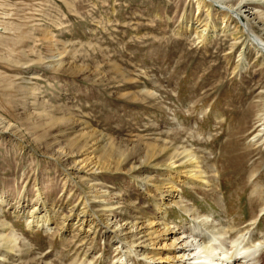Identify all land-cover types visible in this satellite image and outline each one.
I'll list each match as a JSON object with an SVG mask.
<instances>
[{"label": "rangeland", "instance_id": "1", "mask_svg": "<svg viewBox=\"0 0 264 264\" xmlns=\"http://www.w3.org/2000/svg\"><path fill=\"white\" fill-rule=\"evenodd\" d=\"M195 6V0H0V74L16 76L29 91L23 97L4 90L9 80L0 79V118L9 125L2 134L0 124V195L27 245L0 264L56 263L59 256L112 264L122 255L112 252V242L124 235L105 232L103 213L122 228L136 223L142 240L154 243L137 250L166 264L169 249L162 245L169 242L157 236L160 221L149 223L169 191L180 196L163 220L170 227L210 215L243 228L258 214L261 206L249 194L254 183L264 200L258 131L264 56L235 21L200 43L206 18ZM212 14L211 23L222 27L220 11ZM249 25L264 36V24ZM108 144L118 150L113 159L102 153ZM184 149L219 188L182 185ZM56 150L66 152L60 162L51 156ZM86 195H105L112 206H98L99 199L89 206ZM33 208L39 215L49 210L54 222L28 231ZM257 222L264 232V215ZM141 251L130 255L133 264H145Z\"/></svg>", "mask_w": 264, "mask_h": 264}, {"label": "bare ground", "instance_id": "2", "mask_svg": "<svg viewBox=\"0 0 264 264\" xmlns=\"http://www.w3.org/2000/svg\"><path fill=\"white\" fill-rule=\"evenodd\" d=\"M195 4H196L195 10L197 11V14L199 15L200 12H204V17L206 18L205 23L202 25L203 29L200 30V36H198V38L200 37V43L206 44L212 32L213 34H216L218 31L221 34L227 33L232 21H235L234 25L239 24L238 26H240L243 29V33L247 37V41L250 42V45L254 48L255 53L256 54L259 53L260 56H264V38H263L264 36L261 37V35L260 36L257 35L252 30L253 28L251 29L249 25L250 22L254 20H256L258 23L262 25L264 24V12H263L264 0H195ZM259 7H262V10H255ZM215 10L220 11V16L222 19L221 23H224L223 26L218 29H216L214 24L211 23L213 19L212 11ZM243 16L247 18L249 24L245 23ZM229 20L231 21L228 23ZM196 21L198 22V19H196ZM60 64L61 63H55L54 66H59ZM4 75L0 74V79H4V77H6L7 80H9L8 83L4 82L2 84L3 86L1 85L4 90H9L12 88L13 91H15L16 93H20L23 97L24 94L25 95L29 94V91L26 90L24 86L14 82L13 77L16 80L17 79L16 76L7 77ZM47 116L49 117L50 115L47 114ZM50 117H52V115ZM0 124L4 125L2 126L1 129V133L4 134L9 125L3 123V120L1 118H0ZM258 127L261 128L258 131H264V122L258 123ZM88 148H92V147H88ZM105 152L107 155H109L111 159H113L116 155L119 154L118 150L110 145L107 146L105 150L102 151V153ZM149 152L150 149H148L147 153ZM64 153L66 152L57 153L56 150V152L51 154V156L60 162L61 156ZM172 157L173 155L171 156V158ZM180 160L181 161H179L180 163L179 166L183 169L182 174L184 175L183 180L181 181L182 185L186 187H198L201 189H210V190H215V188L217 187L219 188L216 182L213 181L210 182L208 181L209 180L208 178H207L208 180L206 179L205 177L206 169L204 167H203L204 169L200 167L199 165L200 163L197 161L192 151L185 149L182 150V157L180 158ZM83 161L85 162L87 161V159H84ZM174 162L172 161L171 163L168 164V166L172 167L174 165ZM71 163H72V168H74L75 162H71ZM252 185L253 188L249 194V197L251 198V202H253L258 206L260 205L261 208L258 211L257 215L251 216L252 219H249V223H247L243 228L231 226L228 222L218 220L210 215L205 216L204 218L201 219H199L200 216H196L195 218L194 216H192L193 217L192 219H195L196 222L189 224V226L187 227L184 226L178 227L177 225L170 227L167 225L168 223L167 224L164 223L163 220L165 218V215L168 213V208H170L173 204L178 205L180 196H178V193H176V195H172V193L169 191V195L172 196L170 197L171 199L164 201V199L162 198V202L155 204L157 214L155 215L153 220H150L151 222L149 223V224L153 223L154 220H157V222L160 221L161 227L159 228L157 236L160 233H162L163 240H165V242H169V243H165V245H162L163 248L168 247L169 249L168 250L169 256H166L164 258L166 264H264V232H260V231L258 232V230L256 229L258 227V222H257L258 219L264 215V200L261 198L262 190H260L258 185L256 186V184L254 183ZM172 187L173 185L170 188ZM92 188L95 189V186H92ZM38 194L41 196V193L39 191ZM96 199H99L98 203L100 205L98 206L101 207L112 206V202H110V200L105 195H94L91 199H89L87 195L85 196V200L86 202H88L89 206L90 204L92 205L93 204L92 202H95ZM38 200L42 204H44L42 198H39ZM5 203H6L5 197L0 195L1 261L4 260L6 256L9 254H11L10 256L14 257L15 254L21 256L22 253L27 252L26 249L27 245L24 242V237L19 236L18 234L15 233L13 225L10 223V221L7 220L6 215L4 214ZM84 207L86 208V203ZM189 211L190 210L186 209V212ZM92 214H96V213L92 211ZM52 215L47 209H45L41 215H39V213L37 214V212L34 211V208L31 209L30 216L28 217V219L30 220H27L28 231L34 230L35 228L38 227H43L44 225L45 226L49 225V222H51L50 224H52V222H54L52 221L53 219ZM103 215L105 216V220H103L105 221V223L101 220L100 221L98 220V222L105 228V232H111L112 234L109 235H112V238L115 237L119 238L118 235L122 233H123L122 235H124L123 238H120L118 240L120 243L118 241L112 242L113 243L111 247L112 252L114 253L122 252V255L119 254H117L118 256L116 255V262L112 264H133V261L129 260V258L130 255L135 256L139 253V251H141V250H137L139 244L145 243L146 246L154 245V243L151 244L152 242H149V239L147 240L148 242H146V240L144 241L142 240L144 236H139L142 232L138 230L139 226L136 223L130 222L128 227L126 226L125 228H122L123 226L119 224L120 221L117 220L112 221V219L108 218L109 215L105 213H103ZM18 216L19 215L17 214L16 217ZM65 221L66 220H63L62 224L59 225V228L57 230H61L64 227L63 223ZM94 221L95 220L93 219L92 222H89V224H92ZM125 224L127 225V222L124 223L123 225ZM157 236L155 238H157ZM140 240L142 241L140 242ZM145 252H146V248L143 249V252L141 251L142 253L141 255H143L142 261L145 264H154L155 262L154 258L151 256L147 257L146 256L147 253ZM57 254L59 255V253ZM58 258H56L55 260L58 261L56 263L51 262V263H42V264H78L75 262L67 263L62 261L60 258L59 259ZM32 262H34V259H29L27 261L28 264ZM37 264L39 263L37 262ZM84 264H90V260L87 262L84 261Z\"/></svg>", "mask_w": 264, "mask_h": 264}]
</instances>
